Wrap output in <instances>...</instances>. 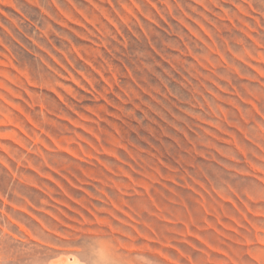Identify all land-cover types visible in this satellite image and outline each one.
Masks as SVG:
<instances>
[{"label":"rangeland","instance_id":"1","mask_svg":"<svg viewBox=\"0 0 264 264\" xmlns=\"http://www.w3.org/2000/svg\"><path fill=\"white\" fill-rule=\"evenodd\" d=\"M68 258L264 264V0H0V264Z\"/></svg>","mask_w":264,"mask_h":264},{"label":"bare ground","instance_id":"2","mask_svg":"<svg viewBox=\"0 0 264 264\" xmlns=\"http://www.w3.org/2000/svg\"><path fill=\"white\" fill-rule=\"evenodd\" d=\"M70 256H72V255H70ZM78 261L79 260H77L76 258H74V259L68 258V259H65L64 261H62V263H60V264H80V261L79 262ZM57 264H59V263H57Z\"/></svg>","mask_w":264,"mask_h":264}]
</instances>
